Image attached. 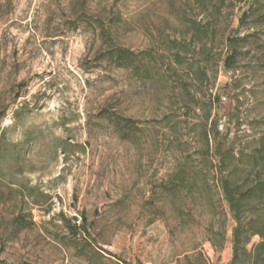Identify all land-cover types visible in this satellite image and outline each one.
I'll use <instances>...</instances> for the list:
<instances>
[{"label":"rangeland","instance_id":"rangeland-1","mask_svg":"<svg viewBox=\"0 0 264 264\" xmlns=\"http://www.w3.org/2000/svg\"><path fill=\"white\" fill-rule=\"evenodd\" d=\"M3 3L0 264H264V0Z\"/></svg>","mask_w":264,"mask_h":264},{"label":"trees","instance_id":"trees-1","mask_svg":"<svg viewBox=\"0 0 264 264\" xmlns=\"http://www.w3.org/2000/svg\"><path fill=\"white\" fill-rule=\"evenodd\" d=\"M81 1L83 2L82 7H84V4H86V0H81ZM3 7H4L3 0H0V12L2 11ZM235 42H236V38L232 39V42H230V46L233 47ZM233 50H234V48H233ZM236 57H237V51L236 50H234L232 54H229V56L227 57V59L225 61V68L226 69L230 70V69L234 68V62L236 60ZM19 96H20L19 94L15 95V97H14L15 102L17 101ZM222 185H223L224 193L226 194L227 201L230 205L231 210L234 213V218L238 222L240 221L239 212H240V202L242 200L245 201L246 198H257L258 200H264V179L256 180V182L252 186H250L249 189L245 190L238 199L235 198L234 192H233L232 188L230 187L229 181H227V180L223 181ZM162 189L173 191L176 188H173V186H164V188H162ZM60 215L62 216V218L60 220L63 222L64 226L69 231H71V233L75 237H78V236L81 237V236H84L86 233H89V229L87 227L86 222H84L82 224L72 223V221L70 219L66 218L62 213H60ZM238 232H239V227H236L235 235L239 234ZM236 250H237V244H236Z\"/></svg>","mask_w":264,"mask_h":264}]
</instances>
